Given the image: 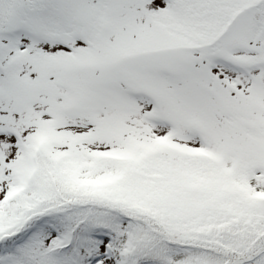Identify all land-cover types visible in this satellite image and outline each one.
Wrapping results in <instances>:
<instances>
[{"label":"snow or ice","instance_id":"1","mask_svg":"<svg viewBox=\"0 0 264 264\" xmlns=\"http://www.w3.org/2000/svg\"><path fill=\"white\" fill-rule=\"evenodd\" d=\"M0 264H264V0H0Z\"/></svg>","mask_w":264,"mask_h":264}]
</instances>
